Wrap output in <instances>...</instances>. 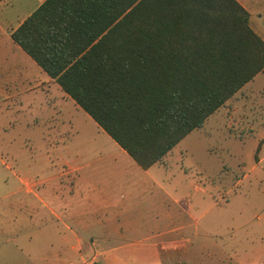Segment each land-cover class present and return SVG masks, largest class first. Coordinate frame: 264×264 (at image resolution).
<instances>
[{
    "label": "rangeland",
    "instance_id": "rangeland-1",
    "mask_svg": "<svg viewBox=\"0 0 264 264\" xmlns=\"http://www.w3.org/2000/svg\"><path fill=\"white\" fill-rule=\"evenodd\" d=\"M39 1L0 0V26L14 27ZM237 1L250 13V28L264 40V0ZM6 39L1 30L0 42ZM15 51V67L0 64V264L12 260L8 253L24 250L25 236L33 240L27 250L54 252L49 224L54 220L49 215L43 231L35 220L28 221L16 204L24 196L17 177L40 182L37 188L49 205L52 196L68 195L69 178L56 174L78 165L90 188L85 201L80 189L71 202L90 209V226L82 230L62 218L83 238V246L102 235L94 216L109 226L118 205L132 225L123 226L120 235L108 230V239L95 242L117 246L112 251L116 258L84 253L62 264H238L251 259L258 261L250 264H264L262 73L176 143L163 164L150 168L167 189L162 196L150 172L138 170L134 186V169L141 168L21 49ZM79 187H84L82 181ZM13 191L18 192L9 194ZM162 197L169 217L161 213Z\"/></svg>",
    "mask_w": 264,
    "mask_h": 264
},
{
    "label": "trees",
    "instance_id": "trees-1",
    "mask_svg": "<svg viewBox=\"0 0 264 264\" xmlns=\"http://www.w3.org/2000/svg\"><path fill=\"white\" fill-rule=\"evenodd\" d=\"M248 19L237 0H41L10 39L146 169L264 75Z\"/></svg>",
    "mask_w": 264,
    "mask_h": 264
},
{
    "label": "crops",
    "instance_id": "crops-1",
    "mask_svg": "<svg viewBox=\"0 0 264 264\" xmlns=\"http://www.w3.org/2000/svg\"><path fill=\"white\" fill-rule=\"evenodd\" d=\"M40 2V1H39ZM38 2V4H39ZM36 4V6L38 5ZM248 12V11H247ZM249 13V12H248ZM250 14V13H249ZM21 21V20H20ZM18 21V23L20 22ZM18 23L12 27V28H4V26H0V31L4 30V34L6 39V43L0 42V64H4V62L11 63L14 67L16 66V62L14 60L19 61V59L15 58L14 56L18 57L17 51L18 46H16L14 43H12L10 39V32L18 25ZM261 37V36H260ZM262 38V37H261ZM20 49V48H19ZM11 54H13L11 56ZM20 54V53H19ZM13 57V58H12ZM21 57V55H20ZM19 58V57H18ZM47 76V75H46ZM48 77V76H47ZM49 78V77H48ZM52 80V79H51ZM53 81V80H52ZM50 82V81H49ZM54 82V81H53ZM43 82H41L42 84ZM57 85V84H56ZM58 86V85H57ZM59 88V87H58ZM61 94L65 95L62 91H60ZM66 96V95H65ZM69 98V97H68ZM167 154V153H166ZM165 154V155H166ZM164 155V156H165ZM163 156V158H164ZM163 158L151 166H149L146 169H134V174L136 175L134 180V186L137 185V180L139 178V172L138 170H143L145 172L144 174H149L150 168L154 166L155 164H163ZM132 160V159H131ZM261 160V159H260ZM133 161V160H132ZM134 162V161H133ZM134 164H136L134 162ZM137 167H139L136 164ZM71 169L60 172V174H56V177H67L69 178V185L67 188L68 195L65 199H63V196L60 199L59 195L52 196L50 199V204L48 205L46 202L42 199V188H37L38 184L40 182H37L36 180H32L27 178H20L17 177V181L22 187L23 195L22 197H19L17 200V205L19 208H23L25 210V216L28 219V221H31L32 219L35 220L41 229L43 231V228L47 226L49 222L48 216L50 215L54 222L50 221V226L52 227L54 231V236L51 237V240L54 243V252H52V255H47L42 251V247L37 248L36 250H27L26 246L33 243L32 237L25 236L21 239V242L25 243L26 246L23 247L24 250L19 249L18 251H12L11 254L8 257L12 259L11 261H7L4 264H62L66 261L67 258L78 256L81 257L84 253L90 254L91 258H94L96 256H102L103 258L111 257L116 258L115 254L112 253L114 249H117V246L115 247H103L101 245H95V242L102 241L105 239H108L109 235L106 234L108 230H112L113 232L117 234H121L123 232V226L127 224H131L132 222H128L124 220V218L127 219L123 214L125 211L122 209L121 206H117V210L115 211V214H113V218L110 219L111 222L107 226L103 219H100L98 216H94V223L97 227H99V231L102 235L96 236L93 239H89V245L83 246V238L79 236V234L66 223V220H63L62 217L67 218L68 221L73 223L72 225H77L80 229H88L89 228V208H85L82 204L81 208L76 207L74 203L71 202V198L73 194L76 192H80V189H83L82 196L80 199L86 198V192L90 188V185L85 182V179L83 176H81V170L82 166L78 165L75 168L69 167ZM152 173L154 171H151ZM150 172V175L148 176L151 179V183L153 186L158 187V189L163 194L162 196L168 195L167 189L163 186H160V181L155 180L153 174ZM75 173L74 175H72ZM71 174V175H70ZM83 182L84 187L80 188V182ZM68 184V182H67ZM197 188V186H196ZM18 191H13L9 194L13 195L17 193ZM81 195V193H80ZM60 200V201H59ZM34 201V203H33ZM85 201V199H84ZM83 201V203H85ZM90 201V200H89ZM87 201V202H89ZM112 206H115V203L112 204ZM161 209V213L164 217H169L170 213L168 210L164 207V198L162 197L161 200V206H159ZM147 215V212L143 214V217ZM150 219L154 220V213L150 215ZM60 225V227H59ZM108 227V228H107ZM102 229V230H100ZM104 242V241H102ZM164 246V245H163ZM165 247V246H164ZM52 248V249H53ZM156 254V251H153V256ZM134 256V255H132ZM49 257H52L51 259L54 260H48ZM253 261L258 260H248V261H242L238 262V264H250Z\"/></svg>",
    "mask_w": 264,
    "mask_h": 264
}]
</instances>
